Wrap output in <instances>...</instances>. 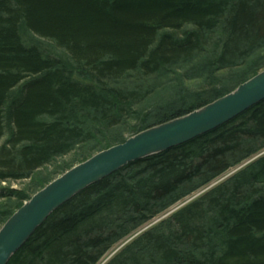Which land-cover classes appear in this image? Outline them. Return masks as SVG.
I'll return each mask as SVG.
<instances>
[{
	"label": "trees",
	"instance_id": "obj_1",
	"mask_svg": "<svg viewBox=\"0 0 264 264\" xmlns=\"http://www.w3.org/2000/svg\"><path fill=\"white\" fill-rule=\"evenodd\" d=\"M262 69L264 0H0V182L31 177L77 146H88L74 159L84 161ZM263 150L264 99L90 184L8 264H99ZM54 177L33 191L1 187L0 228ZM104 264H264V153Z\"/></svg>",
	"mask_w": 264,
	"mask_h": 264
},
{
	"label": "water",
	"instance_id": "obj_2",
	"mask_svg": "<svg viewBox=\"0 0 264 264\" xmlns=\"http://www.w3.org/2000/svg\"><path fill=\"white\" fill-rule=\"evenodd\" d=\"M263 99L264 69L225 95L184 115L135 133L125 141L102 149L70 167L25 200L1 226L0 264H8L11 257L55 209L90 184L131 161L214 130Z\"/></svg>",
	"mask_w": 264,
	"mask_h": 264
},
{
	"label": "rangeland",
	"instance_id": "obj_3",
	"mask_svg": "<svg viewBox=\"0 0 264 264\" xmlns=\"http://www.w3.org/2000/svg\"><path fill=\"white\" fill-rule=\"evenodd\" d=\"M170 75H174V73L170 74ZM168 79V78H167ZM127 135V134H126ZM128 138V137H127ZM79 146H77L76 149L70 151L69 153L59 156L57 158H55V160L39 169L36 170V172L33 173V175L31 177L28 178H23V179H19V180H9L8 182H0V188L1 187H9V188H13V189H21V190H29V191H33L35 186H36V181L37 180H44L46 178V176H49V178H56L57 176H59L63 167L65 168L68 163H71L74 165L79 163L77 162L78 160H74L76 157H78L79 155H81V153H83L84 151L88 150V146H85L83 149H79ZM264 151V150H263ZM97 152V151H96ZM96 152L92 151L93 154H95ZM262 152H259L257 154H255L252 158H249L247 161H245L244 163L238 165V166H234L232 169H230L229 171H227L226 173H224L221 177L217 178L216 180H214L210 185H208L207 187L195 192L194 194L186 197L185 200L180 201L179 203H177L176 205H174L173 207H171L169 209V211H167L166 213L162 214L161 216H158L157 218H155L152 221H149L147 224H145V226L140 229L137 233H135L133 236H135L136 234H138L139 232H141L142 230L152 226V224H154L155 222L159 221L160 219H162L163 217H165L166 215H168L171 211H174L175 209H177L178 207L182 206L183 204H185L187 201H189L190 199L198 196L200 193H202L204 190L210 188L211 186L215 185L216 183L220 182L221 180H224L225 178L229 177L230 175H232L235 171L238 170V168L242 165H245L246 163H248L249 161H251V159H253L256 155L260 154ZM92 154V155H93ZM91 155V156H92ZM82 162V161H81ZM67 164V165H66ZM73 165V166H74ZM69 169V168H68ZM67 170V169H66ZM53 178V179H54ZM52 179V180H53ZM51 181V180H50ZM49 181V182H50ZM47 184V183H46ZM33 187V189H32ZM4 199V198H3ZM6 199H4L3 201H5ZM132 236V237H133ZM132 237H130L128 240H130ZM128 240L122 241L121 243L117 244V246H115L110 252H108L101 260V262L99 264H104L117 250H119Z\"/></svg>",
	"mask_w": 264,
	"mask_h": 264
},
{
	"label": "bare ground",
	"instance_id": "obj_4",
	"mask_svg": "<svg viewBox=\"0 0 264 264\" xmlns=\"http://www.w3.org/2000/svg\"><path fill=\"white\" fill-rule=\"evenodd\" d=\"M241 167H242V166H241ZM241 167H240V168H241ZM238 169H239V168H238ZM4 223H5V222H4ZM4 223H3V224H4Z\"/></svg>",
	"mask_w": 264,
	"mask_h": 264
}]
</instances>
